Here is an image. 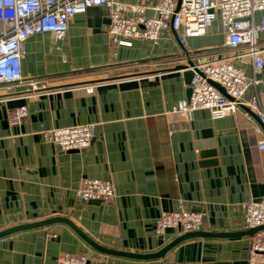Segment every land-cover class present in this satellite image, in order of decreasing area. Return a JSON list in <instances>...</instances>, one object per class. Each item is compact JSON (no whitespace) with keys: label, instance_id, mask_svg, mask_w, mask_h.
<instances>
[{"label":"crops","instance_id":"1","mask_svg":"<svg viewBox=\"0 0 264 264\" xmlns=\"http://www.w3.org/2000/svg\"><path fill=\"white\" fill-rule=\"evenodd\" d=\"M108 15L106 5L92 6L71 18L63 39L44 32L24 41L23 76L51 78L44 89H0V231L65 216L99 245L154 253L183 233L157 232L165 211L200 212L205 231L245 227L244 204L264 196L260 122L243 108L216 119L208 109L173 110L188 100L183 73L168 70L173 58H184L173 29H164L157 42L134 38L119 45L109 35ZM256 18L264 21V10ZM260 41L264 47V32ZM185 46L228 54L221 20L206 34L185 39ZM245 69L255 77L251 64ZM262 73L245 100L257 97L264 116V68ZM22 103L29 115L13 125L10 112ZM78 123L97 124L84 149L62 150L41 133ZM87 177L112 181L115 199L77 198ZM250 241L195 236L162 257L141 259L102 252L69 225L55 223L0 237V263L57 264L59 255L71 253L86 256V264H249Z\"/></svg>","mask_w":264,"mask_h":264},{"label":"built area","instance_id":"2","mask_svg":"<svg viewBox=\"0 0 264 264\" xmlns=\"http://www.w3.org/2000/svg\"><path fill=\"white\" fill-rule=\"evenodd\" d=\"M144 0L129 2L121 0H0V89L30 86L31 91L44 89L51 77H24L22 73L23 43L31 35L51 32L58 40L68 31L71 18L88 8L106 5L109 9L108 31L111 40L119 45H130L134 38L157 42L161 32L171 27L185 45L188 37L201 36L220 19L226 33L228 54L214 56V52L191 51L192 57L207 61L198 64L191 79V97L181 101L173 110L193 112L208 109L213 118H222L250 107L264 121L259 101L245 95L256 82V75L264 68V47L260 34L264 21H258L256 13L264 10V0ZM179 5V6H178ZM153 9L155 14L148 15ZM217 54V53H216ZM65 58V57H64ZM175 62L183 59L173 58ZM252 65L255 77L245 69ZM218 82L229 98L209 83ZM92 89V84L88 85ZM250 118L252 115L246 112ZM29 115V107L22 103L10 112L11 124H20ZM96 123H78L53 127L41 131L43 137L62 150L87 148L96 136ZM257 132L261 128H255ZM264 146V145H262ZM117 195L115 184L106 179L83 178L76 188L77 198L83 201H113ZM245 227L264 224V196L244 204ZM202 214L197 211L178 209L163 212L157 219L156 230L163 234L169 228L182 232L200 230ZM249 264H264V229L251 236ZM87 257L71 253L58 256L57 264H86ZM3 264V263H0Z\"/></svg>","mask_w":264,"mask_h":264},{"label":"water","instance_id":"3","mask_svg":"<svg viewBox=\"0 0 264 264\" xmlns=\"http://www.w3.org/2000/svg\"><path fill=\"white\" fill-rule=\"evenodd\" d=\"M178 4L180 5V0L178 1ZM178 5V6H179ZM174 31V30H173ZM175 32V31H174ZM176 38L181 44V48L183 51L184 58L183 61L177 62L174 66L170 67L168 70H178L183 73L184 80L188 86L187 89V97L190 99L191 97V79L194 75V70L199 71L197 65L205 63L207 61L206 57L203 58H196L192 57L190 54V50L180 41V38L178 34L175 32ZM156 71H151V73H155ZM263 74L262 72L257 75L258 78H260ZM209 83L216 88H218L222 93H224L226 96L229 98H232L229 96L225 89L220 85L218 82L209 79ZM30 89V86H18L14 88H10L8 91L10 92H24L26 90ZM241 108L245 109L248 113H250L253 117H255L261 124V126L264 129V121L259 118V116L247 105L242 104ZM91 201H100V200H91ZM55 223H65L69 225L74 231H76L81 237H83L89 244H91L94 248L105 252V253H111V254H117V255H122V256H128V257H133V258H141V259H147V258H158L162 257L165 255V253L171 249L173 246L178 244L179 242L190 238V237H195V236H202V237H240V236H253L257 231L264 229V224L255 226V227H243L239 229H235L233 231H228V232H222V231H205V230H196V231H189V232H183L181 233L178 237H176L173 241L165 245L162 249H160L157 252L154 253H134V252H127V251H122V250H117V249H112L108 247H104L102 245H99L95 241H93L88 235H86L73 221H71L69 218L65 216H55V217H50L47 219H43L40 221H35V222H30V223H24L20 225H16L13 227H9L5 230L0 231V237L9 235L11 233H15L20 230L28 229V228H34V227H39V226H48L52 225ZM52 232L54 234H60L61 233V228L60 227H53Z\"/></svg>","mask_w":264,"mask_h":264}]
</instances>
